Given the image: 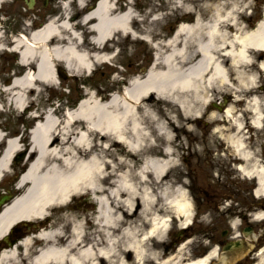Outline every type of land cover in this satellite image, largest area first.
I'll list each match as a JSON object with an SVG mask.
<instances>
[{"label": "bare ground", "instance_id": "6f19581e", "mask_svg": "<svg viewBox=\"0 0 264 264\" xmlns=\"http://www.w3.org/2000/svg\"><path fill=\"white\" fill-rule=\"evenodd\" d=\"M199 1H170L183 16L177 21L187 15L193 20L178 24L163 45L167 51L158 52L161 58L155 57V71L136 78L105 102L98 93L88 92V99L69 111L67 118L45 116L35 125L29 139L33 165L16 183L17 188L24 185L23 192L0 207V239L16 223L28 222L35 237L45 244L34 249L40 242L28 234L11 249L0 250V264L12 261L20 247L25 254L34 252L27 259L32 264H62L65 260L94 264L98 259L94 256L103 257L107 264H208L216 257L219 264H227L230 255L221 244L196 260L187 258L183 247L167 257V252H160L171 218L179 220L182 229L189 227L193 215L184 184L165 181L178 167L172 150L177 140L174 133L195 134L191 127L204 120L207 126H214L213 133L239 162L236 170L256 182L255 196L264 197V162L246 146L245 120L238 110L246 100V109L253 114L246 123L257 127L263 123L264 93L257 83L264 72V19L252 29L242 27L238 19L245 4L240 0H204L201 4L207 16L203 19L196 10ZM116 4L99 0L78 19L84 31L81 34L74 31L77 23L67 17L64 5V13L51 23L27 38L14 40L16 48L12 50L21 51L23 64L41 60V65L37 63L41 69L13 80L8 91L17 90L27 98L36 84H55L48 57L66 55L77 66L73 72L82 76L103 57L99 53L114 33L140 39L133 30L131 4L126 2L119 12ZM84 5L80 0L79 7ZM262 12L264 17V7ZM159 19L153 17L151 24ZM83 34L90 37L88 47L83 46ZM220 97L228 99L224 108H211ZM20 150V141L3 147L0 182ZM88 191L95 203L92 220L100 242L76 250L82 234L76 219L82 213L73 208V201ZM262 219L263 215H257L256 220ZM52 220L69 221V234L62 233V221L57 222V228H46ZM69 250L79 252V258L69 256ZM126 252L131 253L130 259ZM253 264H264V247Z\"/></svg>", "mask_w": 264, "mask_h": 264}, {"label": "rangeland", "instance_id": "374dc122", "mask_svg": "<svg viewBox=\"0 0 264 264\" xmlns=\"http://www.w3.org/2000/svg\"><path fill=\"white\" fill-rule=\"evenodd\" d=\"M25 1L4 0L0 5V131L7 136L23 132L24 140H26L24 147L29 146V132L27 129L34 125L33 117L39 116L40 120L45 116L62 119L63 112L68 109L67 106L71 102H78L81 98H87L88 92L91 94L98 93L99 99H104V101L113 93L118 94L127 86L129 79L142 77L147 73V69L153 64L155 57L162 56L157 55L158 52L163 54L167 51L163 45L171 38L179 23H191L193 20L192 15H187V18L177 21L178 17L183 16L179 9L176 10L174 5L170 4L171 0H117L122 8L123 3H130L134 13L139 15L140 21H133V30L140 35V39L135 40L131 36L127 37L122 33H114L115 35L106 43L104 50L99 53L103 57H99L94 63L95 66H91L90 73L87 72L88 75L79 76V74H75L73 70L77 69V66L68 59L69 57H65L66 55L54 58L48 57V69H53V77H57V79L51 78L52 81H55V84H36L34 92L31 95L29 94L27 98H22L21 95L17 94V90L8 91L7 87L14 78H23V75L29 70L34 72L37 69L39 73L41 66L38 67L37 63L39 62L41 65V60L38 62L31 61L27 65L22 64L20 56L16 52H12L13 41L19 39L20 34L27 36L31 30L41 27L44 22H47L49 16H61V1L64 0H48L45 8L42 7V2L45 0H39L34 9H27ZM96 1L85 0V3L91 8ZM203 1L196 4V10L205 19L207 14L201 4ZM221 1L227 2L230 0ZM240 1L245 4L244 7H249L247 10H251L250 18L245 16L246 11L239 15V18H243L239 21L240 25L248 29L253 26L258 18H261L262 0ZM69 6L71 9H67L69 11L68 16L70 20H73L71 22L77 23L74 24L75 31V29L78 30L81 27L77 19L87 9L84 8L78 11L75 0ZM153 16L160 17L157 24H151ZM248 20H251L249 24ZM89 38L83 34L84 47H88ZM84 47L82 48L84 49ZM33 72H29V76ZM49 73L48 70L46 73L48 78L50 77ZM80 84H84V88H81ZM257 86L258 90L264 93V72L258 77ZM14 93L19 96L18 100L15 99ZM26 100L32 102V106L27 105ZM216 103L220 104L218 111H221L227 101L220 97ZM215 107L214 105L211 106V108ZM55 108H57L56 111ZM239 108H242V106H239ZM204 122L195 123L191 127H194L197 131L195 134H173L174 137H177L172 145V150L176 155L178 167L169 172L165 181L168 184H184L185 191L192 203L193 215L192 224L187 228L185 237L182 240L181 238L178 239L176 246L170 249L164 257L175 254L179 247H183L182 251L185 252L187 258L193 259L195 253L203 252L202 254H204L214 246L209 238L218 239L221 231L227 227L226 217L220 216L221 212L224 211L223 205L226 204L220 201V198L226 196L224 194L229 193L228 196L233 197L231 199L238 197V194L241 198H255L253 195L254 182L238 177L235 170L238 161L229 158L225 143L221 142L217 135L213 133L214 126H207ZM245 128L249 131L245 134V137L252 134V138L246 139L247 147L252 148L255 153H263L264 128L261 131L251 129L248 125ZM4 145L5 140L0 143V153ZM18 153L20 152L15 153V155ZM24 158L15 163V166L11 169L12 171L5 175L3 181L0 182V195L9 190L13 191L17 175L23 165L26 164ZM258 158L262 159L264 157L258 154ZM223 166L227 168V174L228 172L234 174L232 179L237 177L241 181V185L238 184L237 188L227 186L226 181L229 178L223 173ZM118 172L117 170L116 173ZM210 197L219 198L218 204L212 206L204 200ZM77 199H75L73 207L82 214L78 215L76 221L86 218V220L93 223L95 229V224L92 221L93 205L90 204V207H75ZM257 199L259 203H264V198ZM227 203L229 206L232 205L229 201ZM228 204L225 207H229ZM60 221H62L61 226H63L62 233H69V221L52 220L47 222V226L52 227ZM178 222L179 220L176 218H171L169 230L167 229L164 234V248L162 247L160 252L165 251V247L171 243L172 236L175 233L178 234L177 231H181L178 230ZM229 223L232 225L239 223L238 217L236 219L233 215ZM259 223L264 225V222ZM64 228L67 232L64 231ZM205 231H208L209 234L203 235ZM215 237L217 238L215 239ZM205 247L209 248L206 249ZM253 257L250 254L236 264H252Z\"/></svg>", "mask_w": 264, "mask_h": 264}, {"label": "flooded vegetation", "instance_id": "af4514ba", "mask_svg": "<svg viewBox=\"0 0 264 264\" xmlns=\"http://www.w3.org/2000/svg\"><path fill=\"white\" fill-rule=\"evenodd\" d=\"M252 145V144H251ZM252 150V148H250ZM264 156V155H263ZM223 173L229 178L226 181L227 186L231 187V188H237L238 184H240V181H238V179L235 177L234 179H232V174L231 172H228L227 174V168L225 166H223L222 168ZM229 190V189H228ZM227 195H230L229 193H227ZM228 198H220V201L223 204H228L227 201L230 202L229 207H225L224 205V212H223V216L226 217V228L224 229V234H225V238H222L221 240H219V242L224 243L227 240H242V238H244L245 233H248L249 231H257L258 226L257 223L255 222H251L252 218L251 215L253 214V211H255L257 209L258 203H257V199L254 198H241V197H235V199H231L233 198L232 196H227ZM233 200V201H232ZM210 202L212 203H216L218 202L217 198H212L210 199ZM262 208L264 209V204L262 205ZM238 214V216L241 218V223L239 225L238 230L240 231V233L238 234L239 237L237 236H233L231 233H233V231L230 228V220L233 217L234 214ZM82 226V234H81V238H80V246H78L76 248V250H78L81 247H87V246H91L93 244H95L96 242H100L99 237L96 236V233L98 232L97 230L93 229V223L89 220L86 219H82L79 220ZM27 231V228L24 225H17L16 227H14L7 235H3L0 239V250L2 249H11L12 247H14L13 245H15L18 242V239L21 238ZM67 232V230H65ZM68 235V233H67ZM96 237L97 239H93V237ZM264 241V238L261 241H257L254 242V248L257 247L261 242ZM19 248V247H18ZM74 249V248H71ZM30 253V252H29ZM25 254L22 250V248L20 247V249H18L15 253H14V258L12 261H6L5 264H32L29 261H27V259L31 258L33 256V252H31L32 254ZM68 255L69 256H73V257H77L79 258V252L77 251H73V250H69L68 251ZM128 258L131 257L130 254L126 255ZM95 258L98 257V259L96 258L94 261V264H107L106 260L103 257L100 256H94ZM104 260V261H103ZM62 264H72L69 261L65 260ZM82 264H90L89 261H85Z\"/></svg>", "mask_w": 264, "mask_h": 264}, {"label": "water", "instance_id": "95a60500", "mask_svg": "<svg viewBox=\"0 0 264 264\" xmlns=\"http://www.w3.org/2000/svg\"><path fill=\"white\" fill-rule=\"evenodd\" d=\"M30 2L28 3V7H31L33 4V0H29ZM3 200L0 201L2 203ZM226 248H230V246H227Z\"/></svg>", "mask_w": 264, "mask_h": 264}]
</instances>
